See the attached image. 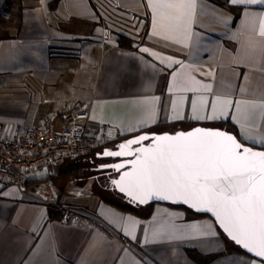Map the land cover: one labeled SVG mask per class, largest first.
I'll use <instances>...</instances> for the list:
<instances>
[{
  "label": "crops",
  "instance_id": "crops-1",
  "mask_svg": "<svg viewBox=\"0 0 264 264\" xmlns=\"http://www.w3.org/2000/svg\"><path fill=\"white\" fill-rule=\"evenodd\" d=\"M5 1L0 0V36L9 38H0V137H16L24 128L85 107L89 129L98 133L107 125L109 141L61 164L56 177L38 173L23 188L0 181V264H201L188 250L201 259L214 256L204 264H264L237 250L209 217L106 198L113 190L101 186L100 176L108 184L116 174L108 179L96 173L110 164L104 151L122 141L196 126L233 125L242 142L264 149V113L251 106L264 104V36L259 35L264 5L228 0L230 10L195 0L191 18L178 32L174 20L154 24L150 0ZM119 37L130 39L131 49L120 48ZM178 75L194 76L212 91L177 92ZM217 96L232 100L227 115L196 119L211 115ZM200 97L208 104L194 112L191 103ZM237 102L249 107L237 110ZM84 166L94 173L69 176ZM58 204L96 217L116 237L62 225ZM129 221L136 222L134 232ZM169 221L177 235L188 238L151 242L153 230ZM207 223L214 236L192 235L191 225Z\"/></svg>",
  "mask_w": 264,
  "mask_h": 264
},
{
  "label": "snow or ice",
  "instance_id": "snow-or-ice-1",
  "mask_svg": "<svg viewBox=\"0 0 264 264\" xmlns=\"http://www.w3.org/2000/svg\"><path fill=\"white\" fill-rule=\"evenodd\" d=\"M231 3L264 5V0H231ZM149 6L153 11L154 24L163 19L174 20L176 30L182 32L195 9V0H150ZM224 23L226 26L227 22ZM259 35L264 36V16L260 18ZM174 80L177 92L212 91L210 84H202L191 75H178ZM207 104L208 101L200 97L198 101H192L191 107L196 112L198 107L204 109ZM232 104L231 99L217 96L211 105V115H197L195 118L220 119L227 115ZM241 106L247 109L249 104L237 102V110ZM251 106L264 113V104ZM147 115L149 120L154 118L152 110ZM146 140L152 141L150 146L133 150V145ZM119 149L106 151L103 155L135 157L129 162L130 170L113 181L120 192L140 204L152 199L166 200L185 204L197 212L211 213L237 245L264 260V151L244 146L232 134L202 128L174 135H140L120 144ZM113 167L120 171L128 164L120 163ZM129 223L134 232L136 222ZM177 231L171 221L161 224L153 230L151 242L161 238H188L177 235ZM191 233L193 236L215 235L211 223L191 225Z\"/></svg>",
  "mask_w": 264,
  "mask_h": 264
},
{
  "label": "built area",
  "instance_id": "built-area-1",
  "mask_svg": "<svg viewBox=\"0 0 264 264\" xmlns=\"http://www.w3.org/2000/svg\"><path fill=\"white\" fill-rule=\"evenodd\" d=\"M57 119L50 117L39 126L24 128L13 138L0 137V181L23 188L35 174L56 177L61 164L87 156L109 141L107 125L98 133L89 129L85 107ZM56 208L62 225L86 226L109 239L116 237L115 232L96 217L80 213L67 204H58Z\"/></svg>",
  "mask_w": 264,
  "mask_h": 264
},
{
  "label": "water",
  "instance_id": "water-1",
  "mask_svg": "<svg viewBox=\"0 0 264 264\" xmlns=\"http://www.w3.org/2000/svg\"><path fill=\"white\" fill-rule=\"evenodd\" d=\"M196 128H202V129H206V130H219V131H223V132H225V133H228V134H232V133H229V132H227V131H225V130H223V129H221V128H211V127H201V126H196V127H193V128H191V129H189V130H187V131H179V132H185V133H187V132H189V131H194ZM179 132H177V133H179ZM162 134H172V135H174V134H176V133H161V134H151V135H149L150 137L151 136H153V135H162ZM146 135H148V134H146ZM232 135H234V134H232ZM235 136V135H234ZM139 136H137V137H133V138H131V139H134V138H138ZM237 138V137H236ZM131 139H128V140H126V141H122V142H120V143H118L117 144V146H116V148L112 151V152H116V151H119L120 149H119V145L120 144H123V143H126L127 141H129V140H131ZM238 140V139H237ZM239 142H241L240 140H238ZM151 143H152V141L151 140H146V141H144L142 144H139V145H133L132 146V148H133V150H136V149H138V148H141V147H148V146H150L151 145ZM244 144V143H243ZM244 146H246V147H250V148H252L254 151H264V149H262V148H256V147H253V146H250V145H247V144H244ZM107 150H105L104 152H106ZM103 157H107V158H111V160H113V163H110V164H107V165H101L100 167H99V170H101V171H110L109 172V174H107V176H109L110 174H116V177L115 178H111L110 179V183H111V185H112V187H110V190H113V191H115V192H117L119 195H121V196H123L124 197V199L129 203V204H131L132 206H146V205H151V204H165V205H173V206H180V207H183V208H185V209H187V210H189L191 213H194V214H200V215H206V216H208L214 223H215V225L217 226V228L219 229V231L222 233V235L229 241V242H231V243H233L241 252H243L244 254H246V255H248V256H250V257H253V258H255V259H258V260H260V261H262L263 263H264V260H262L261 258H259V257H256L253 253H249L246 249H244L243 247H241L240 245H237L228 235H227V233L226 232H224V230L220 227V225H219V223L218 222H216V220H215V217L211 214V213H207V212H197L196 210H194V209H191V208H189L187 205H185V204H182V203H172V202H170V201H166V200H156V199H152V200H150V201H148V202H146V203H144V204H140V203H138L137 201H133V200H131L125 193H122V192H120L119 191V189L116 187V185L113 183V181L114 180H119L120 179V176H121V174L123 173V172H125V171H129L130 170V168H131V166H130V161H133L134 159H135V157L134 156H125V157H114V156H112V157H110V156H104V155H102ZM114 160H118V161H116V162H114ZM120 163H125V164H128V167H126V168H123V169H120V171H116L115 169H114V165H116V164H120Z\"/></svg>",
  "mask_w": 264,
  "mask_h": 264
},
{
  "label": "trees",
  "instance_id": "trees-1",
  "mask_svg": "<svg viewBox=\"0 0 264 264\" xmlns=\"http://www.w3.org/2000/svg\"><path fill=\"white\" fill-rule=\"evenodd\" d=\"M6 2H7V0L5 1V4H6ZM212 2L215 5L219 6V7H225V8H228V9L231 10V7L228 4V0H212ZM0 38H9V36L8 35H5V36L3 35V36H0ZM118 45H119L120 48L131 49V47H132V41L130 39H128V38H125V37H119V39H118ZM218 128H221V129H223V130H225V131H227L229 133L234 134L235 137H237V139L240 140L239 135H238V131H237V129L233 125L223 124V125H220V127H218ZM242 143H244V142H242ZM99 162H101V160H99L98 163ZM100 178L103 179L102 181H104V179H105V177H103V176H100ZM107 185H108V188L112 187V185H111L110 182H108V184H106L105 186H107ZM170 206L176 207V208H183V207H180V206H173V205H170ZM183 209H185V208H183ZM187 211L190 212L189 210H187ZM190 214L193 217H195V218L208 217L206 215L194 214V213H191V212H190ZM221 235H222V233H221ZM188 253H189V256L193 260H195L197 263H201V264H204L205 262L210 261V260H212L214 258V256H210V257H207L206 259H201L199 257V255L197 254V252L194 251V250H188Z\"/></svg>",
  "mask_w": 264,
  "mask_h": 264
},
{
  "label": "rangeland",
  "instance_id": "rangeland-1",
  "mask_svg": "<svg viewBox=\"0 0 264 264\" xmlns=\"http://www.w3.org/2000/svg\"><path fill=\"white\" fill-rule=\"evenodd\" d=\"M91 165V164H90ZM94 166H96L97 167V164L96 163H94L93 164ZM92 168V167H91ZM90 173H94V171L92 170H90V166H84V167H81V169H79V170H74V172H70V177L71 178H74L75 176H78L79 178H83V177H85V176H87V175H91ZM97 174H101L102 173V171H100V172H96ZM64 176H62L61 178H63ZM102 183V184H101ZM100 184H101V186H103V187H106L105 185V182L104 181H102ZM105 197L106 198H109V199H112V200H115V201H119V202H121V204H123L122 203V201L123 202H125V203H127L125 200H124V198H122V197H120L119 196V194L117 193V192H115V191H108V192H105ZM116 197H118V198H116ZM231 243V242H230ZM231 245V244H230ZM234 245V244H233ZM237 248V247H236ZM237 250H239L238 248H237ZM240 251V250H239Z\"/></svg>",
  "mask_w": 264,
  "mask_h": 264
},
{
  "label": "flooded vegetation",
  "instance_id": "flooded-vegetation-1",
  "mask_svg": "<svg viewBox=\"0 0 264 264\" xmlns=\"http://www.w3.org/2000/svg\"><path fill=\"white\" fill-rule=\"evenodd\" d=\"M116 161H118V160H114V162H116ZM111 162H113V161L110 160L108 163H111ZM109 172H110L109 170H108V172H107V171H103L102 174H106V175H107V174H109ZM112 175H113V174H111V175L108 176L107 178H108V179L111 178Z\"/></svg>",
  "mask_w": 264,
  "mask_h": 264
}]
</instances>
